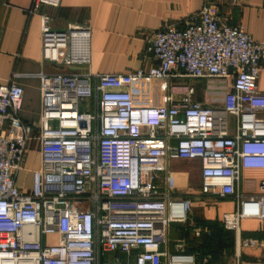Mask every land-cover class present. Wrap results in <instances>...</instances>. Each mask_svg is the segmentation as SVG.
Masks as SVG:
<instances>
[{"label":"built area","instance_id":"1","mask_svg":"<svg viewBox=\"0 0 264 264\" xmlns=\"http://www.w3.org/2000/svg\"><path fill=\"white\" fill-rule=\"evenodd\" d=\"M59 2L32 0V10ZM51 21L42 14L43 58L89 63V30L56 29ZM148 50L155 59L148 69L43 73L36 136L21 116L24 86L0 81V264H192V254L168 248L171 223L190 207L156 182L168 161L199 158L200 191L220 196L236 192L241 168L264 166V92L257 89L264 41L240 23H222L204 4L184 26L153 32ZM135 75L164 78L165 103L135 105ZM177 77L231 78L229 104H202L194 85L173 82ZM87 99L93 110L80 109ZM32 137L40 162L26 186L18 178ZM259 187L262 194L222 214L227 228L238 232L241 217L264 220V179Z\"/></svg>","mask_w":264,"mask_h":264},{"label":"crops","instance_id":"2","mask_svg":"<svg viewBox=\"0 0 264 264\" xmlns=\"http://www.w3.org/2000/svg\"><path fill=\"white\" fill-rule=\"evenodd\" d=\"M32 4V0H0V81L14 79L24 86L21 116L35 127L40 125L44 103L43 73L148 69L155 63L148 50L153 32L169 24L184 26L198 16L204 4L222 23H240L255 40L264 41V0H60L58 5L43 4L35 11ZM43 13L52 16L51 24L56 29L77 25L89 30V63L65 66L43 58ZM172 81L193 84L194 99L214 107L229 104L233 93L231 78L177 77ZM129 89L135 105H162L166 101V80L161 77L135 75ZM257 89L264 92V58ZM229 117L228 131L233 133L234 116L229 113ZM38 165L33 163L30 150L19 182L30 186L31 171ZM200 170L199 158L180 157L170 159L168 172H163L179 180L176 198H189L200 206L194 214L195 205H191L190 217L187 213L188 217L171 223L169 251L192 254V264H264V220L241 217L238 232L227 228L222 220L224 212L238 208L240 199L263 193L259 184L264 179V166L241 168L236 192L224 196L200 191ZM161 179L156 181L159 186ZM179 241L183 246H178ZM115 256L114 252L103 254L107 260ZM120 257L127 259L128 255L120 253Z\"/></svg>","mask_w":264,"mask_h":264},{"label":"rangeland","instance_id":"3","mask_svg":"<svg viewBox=\"0 0 264 264\" xmlns=\"http://www.w3.org/2000/svg\"><path fill=\"white\" fill-rule=\"evenodd\" d=\"M79 107H80L81 110H85V109L93 110V105L91 104L89 99H87L85 101H81ZM228 122H229V124L231 123L230 117L228 118ZM31 129H32L33 136L38 135L39 127L31 126ZM31 151H32V157H33V163L36 166V165H38V160H39V155H40L39 142H38L37 137H32V139H31ZM160 175H162V176H160V178H162L161 182H160L161 189L163 191L169 192L172 197H175V198L178 197V194L180 192V190H179V180L178 179H172V178L170 179V178H168L169 175L168 174L167 175L166 174L163 175V172H160ZM188 200H189L190 208H191V205H195V207L193 208V212L195 214L196 210H199L200 206H197V204H193L191 202V199L188 198ZM193 200H194V198H193ZM188 216L190 217L189 213H188Z\"/></svg>","mask_w":264,"mask_h":264}]
</instances>
